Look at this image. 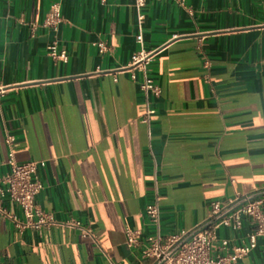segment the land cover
Returning a JSON list of instances; mask_svg holds the SVG:
<instances>
[{
	"label": "crops",
	"instance_id": "1",
	"mask_svg": "<svg viewBox=\"0 0 264 264\" xmlns=\"http://www.w3.org/2000/svg\"><path fill=\"white\" fill-rule=\"evenodd\" d=\"M145 1L139 11L136 0H63L54 32L41 25L60 0H0V181L13 136L17 162L46 163L40 210L98 240L0 217V264H147L126 230L152 232L156 181L165 236L204 222L214 201L264 189V0ZM139 14L162 88L150 125L126 70L142 49ZM54 41L68 63L49 57ZM251 226L218 240L242 246ZM239 264H264V240Z\"/></svg>",
	"mask_w": 264,
	"mask_h": 264
},
{
	"label": "built area",
	"instance_id": "2",
	"mask_svg": "<svg viewBox=\"0 0 264 264\" xmlns=\"http://www.w3.org/2000/svg\"><path fill=\"white\" fill-rule=\"evenodd\" d=\"M62 1L55 3L47 14L41 27L54 32L63 23ZM183 4V0H178ZM136 8L142 11L146 6L145 0H136ZM145 15L139 14L136 42L141 51L134 54L126 68L133 82L138 83L145 101V112L142 123L150 125L156 114L154 100L162 96V88L148 75V68L153 62L155 53L144 49L143 24ZM100 53L109 50L107 43L95 44ZM48 55L55 61L68 63L67 51L60 48L59 42L54 41L48 47ZM209 66V62L206 63ZM142 73L139 80L138 73ZM15 138L8 136V159L5 163L7 173L0 181V217L9 220L20 230L29 229L42 231L44 228L65 227L78 228L83 237H90L95 243L98 240L92 231L83 228L79 222H60L53 215L40 210L37 198L44 190L39 176V169L45 167V162L19 163L14 153ZM156 179V178H155ZM8 204L19 209L20 215L5 207ZM152 232L144 235L141 230L127 229V246L137 251L141 260L147 264H239L252 251L258 248L259 241L264 240V189L246 195H237L229 201H214L211 203L209 217L191 230L182 231L169 236L163 235L161 225V207L159 203V189L155 185V201L149 203L145 209ZM245 220L250 221L251 231L247 241L239 247L231 249L230 241L218 240V231L228 229L234 233L242 231ZM219 243V245H217ZM226 251V254H216ZM142 264V263H139Z\"/></svg>",
	"mask_w": 264,
	"mask_h": 264
}]
</instances>
